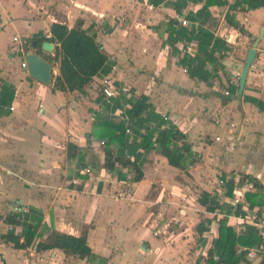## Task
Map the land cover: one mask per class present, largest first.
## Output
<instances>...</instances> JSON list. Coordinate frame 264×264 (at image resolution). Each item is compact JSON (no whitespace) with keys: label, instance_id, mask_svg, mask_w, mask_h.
<instances>
[{"label":"crops","instance_id":"crops-1","mask_svg":"<svg viewBox=\"0 0 264 264\" xmlns=\"http://www.w3.org/2000/svg\"><path fill=\"white\" fill-rule=\"evenodd\" d=\"M178 19L187 26H180ZM78 21L106 60L81 91L59 92L52 88L58 74L52 58L56 45L51 43L52 51L45 53L39 48L45 40L37 44L35 39L48 38L52 23L69 29ZM263 25L264 7L248 9L239 0H0V141L10 138L12 143L0 145V169L7 172L0 171V264L85 263L57 249L36 252V243L51 233L83 235L91 254L103 260L90 264H144L152 254L154 264H180L190 259V238L169 243L156 239L149 206L171 188L170 196L177 194L174 198L185 208L182 216L189 217L186 201L196 186L217 205L210 214L193 200L201 221L208 219L207 231L215 224L214 233L200 236L194 227L201 221L191 226L192 263L204 264L205 251L216 238L217 220L225 217L226 225L237 231L242 225L236 215L245 217L240 206L233 210L229 205L233 195L207 190L213 174L227 181L234 174L247 176L253 188L242 199L246 205V195L251 196L255 205L246 208L264 218V31L242 94L236 95L245 53ZM215 39L223 43L217 49ZM203 51L208 59L201 57ZM26 53L50 64L49 86L29 79L19 68ZM104 79L112 87L109 99L100 92ZM141 95L153 114L137 129L129 113L130 97ZM101 123L130 129L131 134L123 135L124 145L110 149L113 157L134 164L141 174L137 182L128 165L104 168ZM152 124L157 133L173 127L182 135V142L173 145L189 147L184 171L168 166L157 145L144 147L148 136L142 132ZM68 143L79 150L69 160ZM16 156H22L19 166ZM194 160L190 171L188 164ZM81 168L90 174L81 175ZM15 170L21 181L14 178ZM185 172L193 181H184ZM8 216L19 225H7ZM27 226L33 239L24 250L3 240L19 236ZM247 262L259 264L257 259Z\"/></svg>","mask_w":264,"mask_h":264},{"label":"trees","instance_id":"trees-1","mask_svg":"<svg viewBox=\"0 0 264 264\" xmlns=\"http://www.w3.org/2000/svg\"><path fill=\"white\" fill-rule=\"evenodd\" d=\"M247 5L248 9L264 7V0H239ZM49 37H41L35 39L38 44L42 40L48 41L55 46L53 60L58 65V74L52 79V88L59 92H78L86 87L92 77L103 66L106 56L102 53L100 46L92 37L87 35L81 28V23L78 21L72 28H67L63 24L52 23L48 30ZM200 33H196V35ZM208 38H210L208 36ZM212 44L217 49L222 46L219 40H213ZM203 56L208 59L207 51H203ZM201 68L200 63L197 64ZM130 116L136 125L137 129L144 127L153 114V108L148 103L145 96L130 97ZM146 130V129H145ZM147 138L143 139L144 147L151 148L152 144L149 141L151 133L146 130ZM124 129L116 123H101V142L105 169H112L115 163L121 166L128 165L136 173L133 178L137 182L141 174L133 163L128 162L119 157H113L110 146H123ZM182 135L173 127L160 130L154 140L155 145L159 148V154L165 160L168 166L180 171H184L185 165L191 156L189 147L184 143H179V147H175L174 143L182 140ZM79 150L71 144L66 145V159H71L78 153ZM247 180L245 175L241 176ZM249 180V179H248ZM233 183L230 179L225 183L223 195L227 198L232 196ZM251 196L245 197V202L248 208H252L255 203ZM196 203L207 213H213L217 205L209 193L200 192L196 199ZM207 220V221H206ZM4 222L9 226L19 225V221L14 216H8ZM208 219H204L194 227L196 236H200L208 230ZM21 238V241H20ZM33 239V233L29 227H24L19 236L4 237L3 240L11 244L13 249L24 250L30 246ZM236 247L253 249L260 257L259 264H264V238L252 227L241 226L237 231L226 225V218L222 217L217 220L216 238L212 242L211 247L205 251L204 264H248L242 252L237 253ZM51 249L60 250L66 256H72L78 260L85 259V263L94 262L97 260L102 263V259L94 257L88 248L85 237H73L64 234L51 233L44 242H37L34 250L36 252L47 251ZM89 261V262H88Z\"/></svg>","mask_w":264,"mask_h":264},{"label":"rangeland","instance_id":"rangeland-1","mask_svg":"<svg viewBox=\"0 0 264 264\" xmlns=\"http://www.w3.org/2000/svg\"><path fill=\"white\" fill-rule=\"evenodd\" d=\"M31 123V122H30ZM7 140H1L0 141V145L2 146H6V145H12V143L8 142V139L10 138H6ZM21 158L22 156H16L15 157V161H16V165H20L21 164ZM198 161V160H196ZM195 160L193 162H190L188 164V167L191 166L192 170L190 169V171H193V165L195 166V164L197 163ZM17 166V167H18ZM199 166V165H198ZM198 169V173L201 175V172ZM1 172H6V170H1ZM189 171V169H188ZM19 170H15V174L16 176L14 178H16L18 181L20 179H18L17 177ZM22 173V171H20ZM7 173V172H6ZM184 181L186 180H192L193 181V176L187 174L186 172L184 173ZM213 178L212 182H210V185H208L207 190L213 194H218L222 191V188L219 186L218 181L220 180L217 176V174H213V176L211 177ZM21 181V180H20ZM182 183V181L180 182ZM186 183V182H185ZM189 185L192 187V185L189 183ZM186 186H188V184H186ZM158 187L156 186V184H154V192L152 191V193H154V197L156 195V193L158 192ZM167 195L164 194L162 197L161 201L155 202V198H154V204L150 205L149 208L152 209L153 214L151 215V218L149 219L150 222L152 223V229H150L152 231L153 236L156 239H160V240H165V243H169V242H184L185 239L190 238L189 240V252L191 253L190 255V259H186V260H182L180 262V264H193V252L194 250L192 249V243L193 240L195 238V234L191 233L193 230V227H191L193 225V223H197L199 221H201L202 218V214L200 213H196L194 212V205H193V200L197 199L198 195L200 194V191H202V188H199V186H196V188L194 189L195 191L193 192L192 198H187V205H189V209L192 211V213L190 214L189 217L186 216H182V214L184 213V209L182 207V201L178 198H174L177 197V194H173V196H170L169 193L173 192L171 188H167ZM171 189V190H169ZM169 200V201H168ZM4 204L0 203V214L3 212V207ZM187 208V207H186ZM189 211V210H188ZM183 212V213H182ZM155 231H159V234L154 235ZM171 235V236H170ZM170 236V237H169ZM187 254V256H188ZM176 256L178 258L181 257L180 252L178 254H176ZM196 257V255H195ZM142 261H144V264H154V255L152 254L149 258H144ZM87 264V263H84ZM197 264H203L201 263L200 260H197Z\"/></svg>","mask_w":264,"mask_h":264},{"label":"built area","instance_id":"built-area-1","mask_svg":"<svg viewBox=\"0 0 264 264\" xmlns=\"http://www.w3.org/2000/svg\"><path fill=\"white\" fill-rule=\"evenodd\" d=\"M177 22L180 26H184V27L187 26V22L183 19H178ZM12 41L16 42L17 39L13 38ZM19 68L21 70L25 71V65L23 62H21L19 64ZM100 92H101L102 96L107 98V99L113 97V91H112V87L110 85L109 80H107V79L102 80V82L100 84ZM224 94L226 95V93H224ZM9 110L11 111L12 108H9ZM162 119L166 120L164 118H162ZM148 131H150V133H151V135H150L151 136V138H150L151 144L155 145L154 140L156 139L157 132L154 131V125L153 124L148 127ZM124 133L128 135V134H131V131H130V129L125 128ZM142 135H143V137H145V136H147V133L142 132ZM218 140H219L218 137L214 138V141H218ZM181 142H182V140H181ZM102 144L103 143L101 141H99V145H102ZM78 172L81 175H89L90 174V170L88 168H81V169H79ZM231 180L233 183V187H232L233 197L229 200V205L231 207H233V210L237 206H240V210H241L240 212L245 215V217H244L241 214H237L236 218L239 220L240 225H242V226L245 225V226H249V227L254 228L264 238V218L256 217V215L253 214L254 212L250 213L248 211V209L246 208V205L242 199L243 193L245 191L251 190L253 188V185L250 182H248L247 180L243 179L240 174H234L232 176ZM226 182H227V178H224V179L221 178L218 181V184L222 188V190H224ZM218 194H219V196H222L221 192ZM229 215L235 216L234 212H231ZM214 229H215V224L211 223L209 225V231H207V233L208 234L214 233ZM235 250L237 253L242 252L244 254L245 259L249 262L254 261L256 259L260 260V257L258 256L257 252L253 249H247V248L245 249V248H241V247H236Z\"/></svg>","mask_w":264,"mask_h":264},{"label":"water","instance_id":"water-1","mask_svg":"<svg viewBox=\"0 0 264 264\" xmlns=\"http://www.w3.org/2000/svg\"><path fill=\"white\" fill-rule=\"evenodd\" d=\"M264 31V25L258 32L257 37H255L245 53L243 64L241 70L238 74L237 79V89L236 95L241 96L242 90L244 88V82L249 70V67L254 59L256 46L262 36ZM31 47H34V42L31 43ZM40 50L45 53H50L52 51L53 45L47 41H43L40 46ZM22 61L25 65L26 76L43 86H49L51 83V66L44 59L36 55L35 53H26L22 57Z\"/></svg>","mask_w":264,"mask_h":264}]
</instances>
